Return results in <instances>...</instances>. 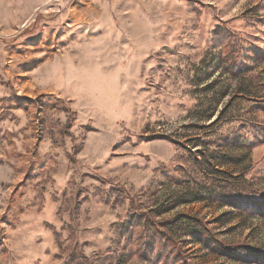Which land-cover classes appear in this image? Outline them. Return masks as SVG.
Listing matches in <instances>:
<instances>
[{"label": "rangeland", "instance_id": "1", "mask_svg": "<svg viewBox=\"0 0 264 264\" xmlns=\"http://www.w3.org/2000/svg\"><path fill=\"white\" fill-rule=\"evenodd\" d=\"M0 264H264V0H0Z\"/></svg>", "mask_w": 264, "mask_h": 264}]
</instances>
